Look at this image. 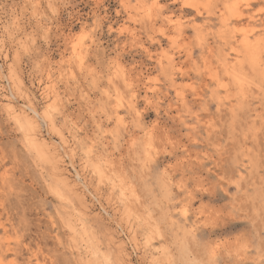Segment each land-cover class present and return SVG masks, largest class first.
I'll use <instances>...</instances> for the list:
<instances>
[{"label": "rangeland", "instance_id": "obj_1", "mask_svg": "<svg viewBox=\"0 0 264 264\" xmlns=\"http://www.w3.org/2000/svg\"><path fill=\"white\" fill-rule=\"evenodd\" d=\"M234 1L0 0V264L92 263L81 223L103 264H264V76L233 65L251 27L264 69V0L229 12ZM223 61L248 77L242 89ZM23 111L78 190L67 200ZM125 207L158 224L151 243Z\"/></svg>", "mask_w": 264, "mask_h": 264}, {"label": "bare ground", "instance_id": "obj_2", "mask_svg": "<svg viewBox=\"0 0 264 264\" xmlns=\"http://www.w3.org/2000/svg\"><path fill=\"white\" fill-rule=\"evenodd\" d=\"M212 1V0H211ZM225 1V0H224ZM240 2H241V0H239ZM245 1V0H244ZM250 1V0H249ZM248 1V2H249ZM210 3V2H209ZM237 2H236V0L233 2V4L231 3L230 5H226V9L229 11V12H232V11H234L235 10V5L234 4H236ZM158 4V3H157ZM200 4V3H199ZM246 5H249V4H246ZM261 5V4H260ZM156 6H158V5H156ZM251 6V5H250ZM259 6V5H258ZM204 7V6H203ZM234 7V8H233ZM192 8V7H191ZM258 8V7H257ZM141 9V8H140ZM222 9V8H221ZM206 10V9H205ZM256 10V9H255ZM259 10V9H258ZM254 11V10H253ZM257 11V10H256ZM242 12V11H241ZM241 12H236L237 14H236V17H240V16H242V14H241ZM150 13V12H149ZM255 13V12H254ZM222 14V13H221ZM248 14V13H247ZM245 15H246V13H245ZM151 15H149V17H150ZM251 17V16H250ZM231 18V17H230ZM255 18V17H254ZM248 19H250V18H248ZM262 19V18H261ZM228 21V20H227ZM226 21V22H227ZM258 21V20H257ZM262 21V20H261ZM179 22V21H178ZM177 22V23H178ZM241 22V21H240ZM197 24V23H196ZM252 24V23H251ZM263 24V23H262ZM178 25V24H177ZM231 25V24H230ZM230 25H228V26H230ZM264 25V24H263ZM232 26H234V25H232ZM242 26H244V25H242ZM247 26H249V25H247ZM252 26V25H251ZM131 27V26H130ZM236 27V26H235ZM239 27V26H238ZM255 27V26H254ZM242 28V27H241ZM130 29V28H129ZM133 29V28H132ZM224 29V28H223ZM236 29V28H235ZM257 29H259V28H257ZM226 30V29H225ZM237 30H239V29H237ZM123 31V30H122ZM132 31V30H131ZM134 31V30H133ZM234 31V30H233ZM254 31V29L253 28H248V30H247V34H245V36L243 37V39H242V41L240 42V45H241V49L239 50V52L238 53H240V55H242L243 56V58H239L240 60H238V59H235V61L236 60H238L237 62H236V64L235 63H233V65H238V66H240L244 71H245V68L247 67V66H245V68L243 67L244 65H245V63H247V65H248V67L247 68H250V69H252L253 71H255V72H257V74H258V72H259V74H260V76L263 78V67H262V61H261V58H263L261 55H263V54H261L260 55V53H261V50H260V43H261V39L259 38V39H256V40H252L251 38H249V35H250V33L251 32H253ZM88 32V31H87ZM246 33V32H245ZM249 33V34H248ZM259 33V32H258ZM257 33V34H258ZM233 35V34H232ZM259 35V34H258ZM70 36V35H69ZM177 36V35H176ZM219 36H220V34H219ZM234 36V35H233ZM89 37V36H88ZM263 37V36H262ZM168 38V37H167ZM72 40H74V39H72ZM92 40V39H91ZM235 40V39H234ZM235 43V42H234ZM73 44V43H72ZM76 44V43H75ZM79 44V43H78ZM234 45V44H233ZM99 46V45H98ZM73 47H74V45H73ZM79 47H80V45H79ZM97 47V46H96ZM101 47V46H100ZM236 47V46H235ZM82 49V48H81ZM75 50V49H74ZM85 50V49H84ZM233 50V49H232ZM231 50V51H232ZM264 50V49H263ZM78 51V50H77ZM104 52V51H103ZM78 53H79V51H78ZM227 53V52H226ZM237 53V52H236ZM263 53H264V51H263ZM81 55V54H80ZM234 55V54H233ZM208 56V55H207ZM237 56V55H236ZM82 56H79V59L81 58ZM235 57V56H234ZM236 58V57H235ZM238 58V57H237ZM223 59V58H222ZM80 60H82V59H80ZM117 60V59H116ZM220 60V59H219ZM83 61V60H82ZM225 61H226V59H225ZM233 61V60H232ZM264 61V60H263ZM221 61H219L218 62V64L220 63ZM83 63V62H82ZM116 63V62H115ZM210 63V62H209ZM222 63H224V61L222 62ZM232 63V62H231ZM221 64V63H220ZM225 64V63H224ZM223 64V65H224ZM227 64H228V62H227ZM227 64H225V65H227ZM224 65V66H225ZM73 66V65H72ZM117 66V65H116ZM120 66H122V65H120ZM124 66V65H123ZM217 66H219V65H217ZM221 66V65H220ZM228 67H229V65H227ZM174 67V66H173ZM211 67V66H210ZM223 66H221V69L224 71V67L222 68ZM123 68V67H122ZM220 68V67H219ZM227 67H225V70H226V72H225V75L227 76V78H228V81H231V83H234V85L236 86L237 85V87H239V88H243L247 83H246V78H248V77H246L245 78V76L243 75V74H241V71H240V73L237 71V70H235V69H237V68H233L232 70H230V68H231V66L229 67V69L227 68ZM239 68V67H238ZM182 69V68H181ZM240 69V68H239ZM242 69H240V70H242ZM117 70H118V67H117ZM212 70V69H211ZM215 70V69H214ZM214 70H213V72H214ZM247 70V69H246ZM72 71V70H71ZM114 71V70H113ZM219 72L218 70H215V72ZM114 72H116V71H114ZM247 72H249V70L247 71ZM246 72V73H247ZM212 73V72H211ZM123 74V73H122ZM223 74H224V72H223ZM245 74V73H244ZM248 74V73H247ZM250 74V73H249ZM248 74V75H249ZM253 74V73H252ZM211 75V74H210ZM217 75H221V73L219 72V74L217 73L216 75H214V74H212L210 77H212V76H214L215 78H216V80L217 79H220L219 78V76H217ZM254 75H256V74H254ZM116 76H118V75H116ZM119 76H121L120 74H119ZM118 76V77H119ZM128 76V75H127ZM253 76V75H252ZM258 76V75H257ZM260 77V78H261ZM17 78V77H16ZM249 78H251V77H249ZM19 79V78H18ZM252 79V78H251ZM255 79V78H254ZM259 79V78H258ZM126 80V79H125ZM223 80V79H222ZM227 80V79H226ZM253 80V79H252ZM252 80H250V81H252ZM18 81V80H17ZM249 81V80H248ZM254 81V80H253ZM252 81V82H253ZM258 81V80H257ZM129 82H131V81H129ZM216 82V81H215ZM223 83H222V85L221 86H223V87H227L228 86V83H227V81H226V83H224V80L222 81ZM258 82H260V81H258ZM263 82V81H262ZM217 83V82H216ZM250 83V82H249ZM255 83V82H254ZM254 83H250V84H254ZM128 84V83H127ZM218 84V83H217ZM261 84V83H260ZM229 85H231V84H229ZM255 86H256V84H254ZM115 86H117V85H115ZM131 86V85H130ZM129 86V87H130ZM219 86V85H218ZM231 86H233V84L231 85ZM234 86V87H235ZM250 86H253V85H250ZM250 86H249V88H250ZM262 87V86H261ZM260 87V88H261ZM46 88V87H45ZM52 88V87H51ZM54 88V87H53ZM222 88V87H221ZM225 88H224V90H225ZM252 88V87H251ZM237 89V88H236ZM263 88H261V90H262ZM54 90V89H53ZM103 90V89H102ZM108 90V89H107ZM238 90V89H237ZM258 90V89H257ZM101 91V90H100ZM99 91V92H100ZM104 91V90H103ZM242 91V90H241ZM46 92H47V90H46ZM45 92V93H46ZM105 92H107L106 90H105ZM105 92H103V93H105ZM102 93V94H103ZM135 93V92H134ZM241 93V92H240ZM237 94V93H236ZM227 95V94H226ZM132 97H134L133 95H132ZM248 99V98H247ZM133 100V99H132ZM122 101V100H121ZM7 102V101H6ZM30 102V101H29ZM133 103V102H132ZM11 104V103H10ZM63 104V103H62ZM50 106V105H49ZM28 107H30V111H35V108L33 107V105L31 106H28ZM51 107V106H50ZM11 108V107H10ZM15 108V107H14ZM136 108V107H135ZM18 109V108H17ZM13 110V113L14 112H16L17 114L16 115H18V114H20L17 110H14V109H12ZM23 110V109H22ZM21 110V111H22ZM54 110V109H53ZM37 111V110H36ZM140 112V111H139ZM12 113V114H13ZM23 113V116H24V119H25V122L29 125V128L32 130H29L30 131V133H31V135L30 136H28V135H26V138H28L29 139V141L27 142V143H30V144H28V145H30V147H33L34 148V150L36 151V153H38V155H39V152L40 153H42L41 152V147H44V148H42L43 150H47V152H44V154L46 153H50L51 154V157H52V159L54 160V165H53V167H54V169L52 168V171L53 170H56L57 171V174H56V177L57 176H59V177H62V183H64V189H65V194H64V192H61V191H59L60 190V188L58 189V190H55V193H56V195H57V197H59L60 199H64L65 198V196H66V200H67V193L69 192H71L72 193V191L74 192V191H76L77 189H75V187L74 188H71V187H73L74 185H73V183L71 182V181H69L67 178H69V177H67V175L64 177V175L66 174V173H63L64 171L62 170V169H60V166L57 164V162L59 163V161H58V159L59 158H57V154H56V152H54V151H52V150H55V149H52L51 147H49L50 146V144L48 145V143H46L47 141L46 140H44L43 141V137L41 138L40 136L41 135H38V129L35 127V124H37L36 123V119H34V117L33 116H31V114L30 113H28V112H26V111H23L22 112ZM46 113H47V116H46V118L48 119V121L51 123V125H52V123L54 124V122H52L51 121V119H53V118H51V116L48 114V111L46 110ZM15 114V113H14ZM45 114V113H44ZM16 115H14L15 117H16ZM33 115H35V113L33 114ZM38 115V114H37ZM14 117V118H15ZM36 118V117H35ZM119 118V117H118ZM120 119V118H119ZM45 121V120H44ZM119 121V120H118ZM19 122V121H18ZM120 122V121H119ZM19 124V123H18ZM55 125V124H54ZM54 125H52V128H56V125L54 126ZM115 125V124H114ZM28 128V129H29ZM35 130H37V131H35ZM29 131L28 130H26L25 132H28L29 133ZM59 131V130H58ZM29 133V134H30ZM27 134V133H26ZM61 134V136H62V133H60ZM30 137V138H29ZM59 137V136H58ZM62 138V137H61ZM132 138H133V136H132ZM63 140H64V138H62ZM61 139V140H62ZM63 140H62V142H63ZM92 140V139H91ZM132 140V139H131ZM134 140V139H133ZM81 142V141H80ZM50 143V142H49ZM54 144V143H53ZM52 144V145H53ZM74 146V145H73ZM91 147V146H90ZM40 148V149H39ZM46 148V149H45ZM69 148H72V147H69ZM136 148V147H135ZM73 149V148H72ZM71 149V150H72ZM73 151H74V149H73ZM70 152H72V151H70ZM43 154V153H42ZM41 154V156L40 157H42L41 158V160H43L44 158H45V156L44 155H42ZM90 155V154H89ZM47 156H49L48 154H47ZM88 157H90V156H88ZM87 157V158H88ZM63 158V157H62ZM50 160V159H49ZM91 160V159H90ZM46 160H43V162H45ZM94 161V159H92V162ZM90 161H88V163H89ZM50 163H52L51 161H50ZM98 163V162H97ZM96 162H95V164H92V166H91V169H92V172H94L95 174H96V176H97V178H98V182H100V180L101 181H103L104 179L106 180V179H109L108 177H107V175H106V173H104L105 171H103L102 170V168H100L99 167V165L97 164ZM101 163V162H100ZM107 164V163H106ZM108 165V164H107ZM115 165H117V164H115ZM84 168V167H83ZM108 168V167H107ZM60 169V170H59ZM109 169V168H108ZM112 169V168H111ZM75 170V169H74ZM62 171V172H61ZM53 173H54V171H53ZM64 174V175H63ZM77 175V174H76ZM96 178V179H97ZM113 179L115 178V177H112ZM59 179V178H58ZM59 181H60V179H59ZM110 181H112V180H110ZM72 184H71V183ZM96 182H97V180H96ZM104 182V181H103ZM120 182H122L121 181V179H120V181H119V183ZM61 183V184H62ZM114 183V182H113ZM112 183V184H113ZM128 183V182H127ZM166 183V182H165ZM60 184V183H59ZM100 184V183H99ZM116 184V183H115ZM115 184H114V187H115ZM118 184V183H117ZM117 184H116V186H117ZM130 184V183H129ZM162 184V183H161ZM56 185V184H55ZM54 185V186H55ZM73 185V186H72ZM95 185H97V184H95ZM119 185V184H118ZM121 185V184H120ZM119 185V186H120ZM160 185V184H159ZM168 185V184H167ZM166 186V185H165ZM124 188V187H123ZM162 188H164L163 187V185H162ZM51 189H52V187H51ZM57 189V188H56ZM72 189H75V190H72ZM110 189V188H109ZM119 190H120V197H122V195H123V190H121V188H118ZM135 190V189H134ZM133 190V191H134ZM164 190H165V188H164ZM78 191V190H77ZM167 191V190H166ZM166 191H165V193H166ZM67 192V193H66ZM110 192V191H109ZM75 193V192H74ZM79 193V192H78ZM111 193V192H110ZM129 193V192H128ZM164 193V194H165ZM75 195V194H74ZM81 195V194H80ZM130 195V194H129ZM167 194H165L164 196H166ZM170 195V194H169ZM76 197L78 196V195H75ZM133 196V195H132ZM137 196H138V194H137ZM136 197V196H135ZM78 198H79V196H78ZM108 198H110V197H108ZM128 198V197H127ZM141 198V197H140ZM83 199V198H82ZM125 199H126V196H125ZM131 199V198H130ZM139 199V198H138ZM166 199V198H165ZM65 200V201H66ZM68 200H69V198H68ZM78 200H80V199H78ZM77 200V201H78ZM123 200V199H122ZM129 200V199H128ZM141 200V199H140ZM82 201L83 200H81L80 201V203H82ZM85 202V201H84ZM82 203V206L85 204V203ZM126 202V201H125ZM125 204V203H124ZM127 204V203H126ZM134 204V203H133ZM139 204V203H138ZM126 206H128V205H126ZM135 206V205H134ZM86 209H89V208H87L88 206H84ZM130 208H131V206H129ZM129 207L128 208H126L125 207V209H123V210H125V219H127V223H129V225H130V229L133 231V233L135 234V231L136 230H138V229H142V230H144V229H146L147 230V232H149L151 229H152V225L150 226V223H149V225H147L148 224V222H147V224H145L144 223V219L143 218H141L139 215L137 216V215H135V214H137L136 212H135V216H133L132 217V215H131V212L134 210H129ZM186 207V206H185ZM134 208V207H133ZM184 208V207H183ZM132 209V208H131ZM182 209V208H181ZM176 210V209H175ZM183 210H185V208L183 209ZM183 210H182V212H183ZM131 211V212H130ZM138 212V211H137ZM186 212H187V210H186ZM83 213H87V212H85L84 210L82 211V214ZM73 214V213H72ZM132 214H133V212H132ZM183 214H184V212H183ZM75 215V214H74ZM122 215V214H121ZM88 216V215H87ZM184 216V215H183ZM79 217V216H78ZM75 218V217H74ZM79 220V219H78ZM78 220H77V218H76V222H78ZM74 223V222H73ZM177 223L178 222H176V225H177ZM181 223V222H180ZM158 224H156V225H153L154 227H153V229H155L157 232H154V234H153V232H151V234H152V236L153 237H155V233H156V235L158 234V230H159V228H158V226H157ZM175 225V224H174ZM179 225H181V224H179ZM178 225V226H179ZM71 226V225H70ZM128 226V225H127ZM184 227V226H183ZM4 228V227H3ZM111 228V227H110ZM128 228H129V226H128ZM150 228V229H149ZM180 228V227H179ZM130 230V231H131ZM180 230V229H179ZM77 231H78V234H79V236H81V239H82V241H84L85 242V249H86V251H87V253L88 254H90L91 255V260H93V262L92 263H89V264H101V262H102V264L103 263H107L108 261H109V255H108V253L107 252H105V251H103L102 250V248H101V245H100V243H99V240L96 238V236L94 235V233H93V230H92V228H91V226H87V225H85L84 223H81V224H79V227L77 228ZM131 231V232H132ZM154 231V230H153ZM166 231V230H165ZM150 232H149V234H145V238H146V243L148 242V240L150 239ZM182 232V231H181ZM192 232V231H191ZM146 233V232H145ZM185 234V233H184ZM160 235H161V233H160ZM134 236V235H133ZM137 236V235H136ZM178 236V235H177ZM180 236V235H179ZM152 237V239H154ZM157 237V236H156ZM155 237V238H156ZM6 238V237H5ZM99 238V237H98ZM138 238V237H137ZM234 238V237H233ZM116 239V238H115ZM122 241V240H121ZM150 241V240H149ZM76 243V242H75ZM143 243H145L144 241H143ZM150 243H151V241H150ZM218 243V242H217ZM149 244V243H148ZM147 244V245H148ZM195 244V243H194ZM214 244V243H213ZM145 245V244H144ZM146 246V245H145ZM180 246L181 247H179V248H181L180 249V251H183V248H182V244H180ZM214 246V245H213ZM215 248V247H214ZM9 249V248H8ZM72 249V248H71ZM150 250V249H149ZM213 250H215V249H213ZM9 251V250H8ZM39 252V251H38ZM150 252V251H149ZM161 252V251H160ZM185 252V251H184ZM214 252H216V250L214 251ZM120 253V252H119ZM166 254V253H165ZM181 254V253H180ZM187 254V253H186ZM87 255V254H86ZM168 255V254H167ZM46 256V255H45ZM121 256V255H120ZM126 256V255H125ZM147 256V255H146ZM172 256V255H171ZM192 256V255H191ZM167 257V256H166ZM242 257V256H241ZM240 257V258H241ZM188 258V257H187ZM195 258V257H194ZM123 259V258H122ZM168 259V258H167ZM8 260H10V258L8 259ZM12 261V260H11ZM132 261V260H131ZM169 261V260H168ZM4 262V261H3ZM6 262V261H5ZM110 262V261H109ZM151 262V261H150ZM162 262V261H161Z\"/></svg>", "mask_w": 264, "mask_h": 264}, {"label": "snow or ice", "instance_id": "obj_3", "mask_svg": "<svg viewBox=\"0 0 264 264\" xmlns=\"http://www.w3.org/2000/svg\"><path fill=\"white\" fill-rule=\"evenodd\" d=\"M166 3H167V0H161V4H160V6H161V7H164V5H165ZM50 7H51V5H50ZM260 11H261L262 13H264V6L261 7ZM100 19L102 20L103 18L101 17ZM173 20H175V17H174V16H173ZM84 38H86V37H82L81 39H84ZM25 50H27V49H25ZM13 264H15V261L13 262Z\"/></svg>", "mask_w": 264, "mask_h": 264}]
</instances>
